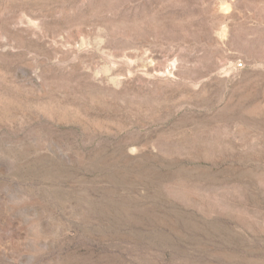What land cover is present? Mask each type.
Wrapping results in <instances>:
<instances>
[{
    "label": "rangeland",
    "instance_id": "obj_1",
    "mask_svg": "<svg viewBox=\"0 0 264 264\" xmlns=\"http://www.w3.org/2000/svg\"><path fill=\"white\" fill-rule=\"evenodd\" d=\"M0 264H264V0H0Z\"/></svg>",
    "mask_w": 264,
    "mask_h": 264
}]
</instances>
